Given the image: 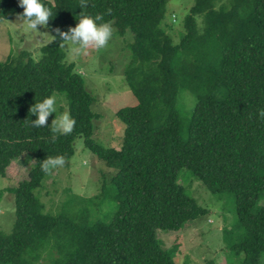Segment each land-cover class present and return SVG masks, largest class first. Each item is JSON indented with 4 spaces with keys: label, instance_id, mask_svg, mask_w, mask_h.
<instances>
[{
    "label": "trees",
    "instance_id": "obj_1",
    "mask_svg": "<svg viewBox=\"0 0 264 264\" xmlns=\"http://www.w3.org/2000/svg\"><path fill=\"white\" fill-rule=\"evenodd\" d=\"M168 1L0 0V21L17 14L52 34L38 61L21 51L0 62V178L23 156L34 161L28 180L5 191L15 221L0 232V264H179L178 247L165 249L157 232H179L206 213L180 185L182 170L211 194L234 197L240 236L224 229V241L243 253L242 264H262L264 0H195L179 44L165 29ZM90 22L132 35L123 77L136 105L115 114L123 125L118 150L92 139L101 115L82 75L64 62L62 44ZM180 91L195 98L186 139ZM53 93L67 102L64 134L50 125ZM79 138L114 172L110 188L77 215L51 214L34 193L51 169L68 167ZM104 199L115 203L109 220L92 215Z\"/></svg>",
    "mask_w": 264,
    "mask_h": 264
},
{
    "label": "rangeland",
    "instance_id": "obj_2",
    "mask_svg": "<svg viewBox=\"0 0 264 264\" xmlns=\"http://www.w3.org/2000/svg\"><path fill=\"white\" fill-rule=\"evenodd\" d=\"M194 3L195 0H169L167 3L165 29L175 44L180 43L184 33V20ZM197 22L201 29L202 17H198ZM51 38L50 29L43 21H29L17 14L9 20L0 21V62L21 51L29 52L38 61L42 56L41 47L50 43ZM131 41L132 35L129 31L119 35L112 25L99 27L90 22L71 32L62 44L66 53L64 62L74 64L76 72L82 75L85 89L94 100L92 109L101 115L94 122L92 139L106 149L118 150L121 146L123 125L117 120L116 112L136 105V99L123 77V70L129 62L128 43ZM50 102V125H55L64 134L69 120L66 99L53 93ZM179 104L180 136L186 139L195 98L188 91H180ZM74 149L75 155L68 167L51 169L41 188L34 193L44 203L45 210L51 214L64 211L77 215L81 208L86 207L82 205L87 204V200L98 197L103 187L110 188L114 172L107 169L85 148L82 138L75 141ZM33 166V159L25 155L11 165L6 178H0L2 233L9 234L15 221L14 197L5 191L28 180ZM179 178L186 194L206 209V213L190 220L179 232H157V238L163 247L168 250L178 247L177 251L173 250V255L179 264H242L243 253L238 255L234 252L230 243L224 241L223 234L226 229L234 239L240 236L234 197L211 194L187 170H182ZM72 200L73 204L70 202ZM95 205H91L94 217L98 216L102 220L111 218L115 208L112 200L104 199L98 202L97 207ZM42 264H47V261L43 260Z\"/></svg>",
    "mask_w": 264,
    "mask_h": 264
}]
</instances>
